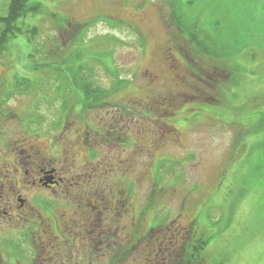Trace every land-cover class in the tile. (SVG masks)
<instances>
[{"label": "rangeland", "instance_id": "1", "mask_svg": "<svg viewBox=\"0 0 264 264\" xmlns=\"http://www.w3.org/2000/svg\"><path fill=\"white\" fill-rule=\"evenodd\" d=\"M36 1V12L17 25L37 26L32 45L40 46L42 54L34 46L21 45V40L32 38L24 28L10 42V57L0 56V100L6 97L0 125L9 122L3 131L19 137L23 130L17 115L32 112L26 105L33 95L27 101L6 96L14 88L15 75L27 74L25 66L41 65L42 59L53 60L57 54L64 64L72 50H79L84 66L80 72L91 89L108 90L107 103L81 114L72 111L51 145L47 139L60 117L58 104L37 103L35 111L45 123L39 121L36 133L53 149L66 140L77 145L73 159L87 166L89 176L80 179L84 187L76 191L88 194L92 184L104 190L102 186L109 188L120 174V186L129 193L121 196L115 210H100L105 239L89 233L87 239L76 240L78 226H72L67 233L74 245L61 248L70 256L56 264H189L187 248L199 234L188 222L197 214L211 228L200 259L205 255L220 264H264V0ZM2 5L0 0V13ZM57 14L73 20L72 25L58 26L53 35ZM170 14L188 29V50L185 42L175 40L180 33L171 28ZM109 50L111 54L101 58L105 66L90 60L92 52ZM145 70L158 81L149 85ZM111 74L129 85L110 95ZM4 80L8 86L3 87ZM43 88L48 97L51 86ZM208 95L215 99L203 98ZM93 125L99 128L95 132ZM26 137L32 139V132ZM89 146H94L95 158L86 152ZM125 166L133 170L126 174ZM150 169L157 170L158 182ZM60 196L58 205L71 201L66 193ZM81 203L83 210L85 201ZM132 204L146 209L141 229L150 222L161 224L155 230L162 229L136 234ZM64 209L70 213L72 208ZM96 211L91 210L92 217ZM190 261L203 264L199 257Z\"/></svg>", "mask_w": 264, "mask_h": 264}, {"label": "flooded vegetation", "instance_id": "2", "mask_svg": "<svg viewBox=\"0 0 264 264\" xmlns=\"http://www.w3.org/2000/svg\"><path fill=\"white\" fill-rule=\"evenodd\" d=\"M149 76L153 82L157 79L153 73H149ZM4 108L5 106L0 109L2 115L5 114ZM5 124L8 126L9 122L0 125V264H56L61 257L69 258L70 255L66 256L61 248L68 247L70 250L74 245L72 235L67 233L72 226H78L80 235L76 240L87 239L89 233L105 239V225L102 222L105 217L99 206L94 207L89 200L90 197L97 199L103 190L92 184V192L89 191L91 194L76 191L84 187L80 179L89 176L87 166L81 167L73 159L77 145L66 140L62 147L53 149L49 145L45 146L36 132H32V139H28L26 133L19 137L10 133L6 135L8 132L3 131ZM49 140L51 145L56 137H48L47 141ZM54 154H59L63 159L58 161ZM58 163L63 165L58 167ZM77 181L82 185L74 187L79 184ZM102 188L105 189V186ZM65 193L73 204L70 213L63 208L67 200L61 205L56 204L59 195L63 197ZM43 199L50 200L52 207L42 209ZM81 199L87 203L89 213L82 210ZM99 200L103 205V201ZM93 208L98 210L94 217L90 214ZM131 211L136 234L139 231H143L142 235L155 234L162 229L155 230L161 224L153 226L151 222L144 230L141 229V218L146 212L138 209ZM44 246L50 249H45ZM101 249L100 247V254ZM70 263L66 261V264Z\"/></svg>", "mask_w": 264, "mask_h": 264}, {"label": "trees", "instance_id": "3", "mask_svg": "<svg viewBox=\"0 0 264 264\" xmlns=\"http://www.w3.org/2000/svg\"><path fill=\"white\" fill-rule=\"evenodd\" d=\"M37 2L38 1L36 0H32V1L31 0H2L3 5L1 7L3 8V10H2V13H0L1 15L3 14L2 16H0V56L8 54L10 57V52H11L10 42L12 40H16L14 38H16L17 34L22 33L24 28H25V32L30 33L32 35V38L27 39V40H21L20 41L21 45L24 48H29V47L31 48L32 46H34L35 52L41 53L40 46L32 45L33 36L35 35V32L38 31L37 26L35 24H32V25L28 24L30 25L29 27H21L17 25V23L20 20H22L21 24H24L23 22L28 18V16L36 12L39 6ZM57 15H58L57 17L59 18V20H56L57 27L54 26V28H52L53 35L56 33L58 26L62 27L64 25L66 26H68L69 24L72 25L73 19L71 17L62 16L59 14ZM172 18L173 17H171V14H170V16H168V19H167L170 22L171 28L177 30L175 34L180 33L179 35H175V38H177L175 40L177 41L181 40L185 42L186 48L188 50V39L189 38H187L186 35L184 34V32L187 33L188 29L182 27L180 21L177 18H175V20L174 18L173 19ZM115 23L119 24V21L115 20ZM120 24L123 25V24H128V23L125 21H122ZM134 30H135L136 35L138 36L137 39H142L141 35L138 32H136V28H134ZM69 45L73 46V42H69ZM69 45H68V49L70 48ZM183 53H184V50H183ZM70 54H71L70 56L71 59L69 61L64 60L65 62L64 64L58 61L59 59H57V57L59 54H57L56 59L48 60V61L45 59H42L41 65H38L40 62H36V63H33L31 66L29 65L25 66V68L28 69L27 74L21 73L20 75H15V78L17 77L16 78L17 81L15 82L13 86L14 88L13 90H11V93L10 94L7 93L6 96L10 95L11 100H14L15 98L14 99L12 98L13 95H15L16 98H19L21 96L24 99L33 95L30 102L28 100L29 103L26 105V109L29 112H31L29 110V107H31L32 109L31 114L28 116L26 114V116H24L23 118L22 116H19L18 118L21 121V124H22L21 127L23 130V133L27 134L28 132H36L39 121H42L43 123H45V117L41 115L37 116V113L35 111V109H37V105L43 104L42 102L50 103L52 107H53V104L54 105L58 104L57 105L58 110H56L55 112L60 117L56 118L55 120L56 124H53L54 127L51 129V131H49L50 134L55 136L56 138L59 135L58 127L64 124L66 119L70 117L72 111H77L79 112V114H81L80 112H88V110L92 111V109L100 108L107 103L105 99L108 96L106 94L108 93V90L105 91L104 89H99V90L91 89L90 82L84 79L82 75L83 72H80L84 68V66L81 63H79L83 59L81 57V53H79V50L77 51L76 49H74L71 51ZM108 54H111L110 50L108 52L107 51L106 52H92V56L90 57V60L96 63L98 62L99 64H103L105 66L106 60L103 62L101 58L106 59L108 57ZM190 54H191V57L195 56L194 53H190ZM179 55H182L184 57L181 51L179 52ZM39 69H42L43 71H45L43 75H40ZM113 72L115 73V71ZM149 73H153V72L145 70L144 75H146L147 78L149 79V83H150L149 85H152L153 80L149 76ZM154 75L157 77V79L154 82H157L158 76L156 74ZM111 76L114 78V81L112 82V85H110L111 86L109 89L111 92L110 95L114 94L115 92L129 85V81L127 79L121 78V77L120 78L115 77L114 74H111ZM7 80H9V77H7ZM7 80L3 81L4 82L3 87H5L6 85L7 86L9 85V84L5 85V83H8ZM43 85L51 86V89L46 90V91H51L50 95L46 93L48 97L44 95ZM37 88H41L39 92H37ZM211 92H212V89H211ZM208 97L205 96L203 98L215 99V97L212 95H208ZM203 98L198 99L197 97L198 101L202 100ZM4 104H6V97L3 101L0 100V109H2V107L5 106ZM93 126H94V129L92 131L95 132L96 128L98 127H96L95 125ZM97 133H100L103 135V132L98 131ZM64 147L66 146L64 145ZM86 152L90 154V156L94 158L96 157V152L94 148L88 147V150H86ZM131 167L132 166H129V167L125 166L123 168V171L126 174H128L130 172V169L131 171L133 170ZM123 171H121V173ZM150 171H153V169L152 170L150 169ZM156 171H153L154 172L153 177H154V180L158 182L159 180L158 176H155ZM117 175L119 176L116 177L114 180H111L110 187L109 188L105 187V189L103 190V193L98 194L97 199L92 198V197H90V199L88 198L90 200V204H92L94 207L99 206L100 210H107L109 208L115 210L114 208H116V205L121 204L119 203L122 201L121 196H126L129 193L127 189L122 188L120 186L122 176H120V174H117ZM132 175H134V173ZM67 191L69 192L70 189ZM99 198L103 201V205L102 203L98 202L100 201ZM43 201L44 202L42 204V209L47 210L52 207V202L50 200L43 199ZM65 204H66L65 207L68 206V209L72 208L71 206L73 204H71V201ZM86 204L87 203H84L85 209L83 210L89 213V209H88L89 207H87ZM131 209L136 210L137 208H134L132 204ZM141 210L142 212H146L145 208ZM109 215L114 216L115 214L112 213ZM201 219L202 217L199 218V214H197L188 222L189 226L191 228H194L197 231V233L199 234V238H198V241H195L191 245H189V247L187 248V254H189V256L191 255L193 259L199 257V260H201V263L203 264H205L204 259L206 260V264H220V262L216 260L214 256H212L209 259L208 258L206 259V256L203 255V257L200 259V252H201L200 250L203 249L206 244H209V240L211 238V231H210L211 228L208 226V224H204V222H202ZM155 224H152V225L155 226ZM211 227H213V224H211ZM191 256L188 257L189 264H191V261H190L192 258Z\"/></svg>", "mask_w": 264, "mask_h": 264}]
</instances>
